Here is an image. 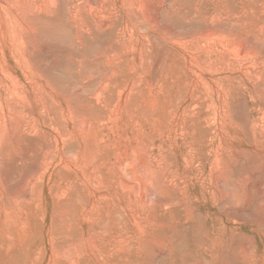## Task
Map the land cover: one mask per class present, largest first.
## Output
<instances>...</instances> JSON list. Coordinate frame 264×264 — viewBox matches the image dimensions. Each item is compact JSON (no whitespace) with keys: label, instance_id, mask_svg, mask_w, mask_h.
<instances>
[{"label":"rangeland","instance_id":"rangeland-1","mask_svg":"<svg viewBox=\"0 0 264 264\" xmlns=\"http://www.w3.org/2000/svg\"><path fill=\"white\" fill-rule=\"evenodd\" d=\"M0 228V264H264V0H0Z\"/></svg>","mask_w":264,"mask_h":264},{"label":"bare ground","instance_id":"bare-ground-1","mask_svg":"<svg viewBox=\"0 0 264 264\" xmlns=\"http://www.w3.org/2000/svg\"><path fill=\"white\" fill-rule=\"evenodd\" d=\"M60 5H61V3H60ZM62 8H63V7H62ZM108 75H109V74H108ZM17 204H18V203H17ZM5 205H6V204H5ZM24 205H25V204H24ZM24 205H23V206H24ZM84 206H85V205H84ZM13 208H14V207H13ZM20 208H21V207H20ZM85 208H86V207H85ZM85 208H84V209H85ZM22 209H23V207H22ZM91 210H92V209H91ZM99 210H100V209H99ZM9 211H10V210H9ZM22 211H23V210H22ZM93 211H94V209H93ZM4 212H5V211H4ZM4 214H5V213H4ZM78 214H79V213H78ZM14 215H15V214H14ZM25 215H26V214H25ZM25 215H24V217H25ZM5 216H6V214H5ZM11 216H13V215H11ZM14 217H15V216H14ZM14 217H13V218H14ZM16 217H17V216H16ZM24 217H23V218H24ZM26 217H27V215H26ZM28 217H29V216H28ZM19 218H20V217H19ZM21 219H22V218H21ZM25 219H26V218H25ZM27 219H28V218H27ZM4 220H5V219H4ZM7 220H8V218H7ZM15 220H16V219H14L13 221H15ZM23 220H24V219H23ZM76 220H77V219H76ZM76 220H74V221H76ZM1 221H2V220H1ZM17 221H18V220H17ZM24 221H25V220H24ZM7 224H8V222H7ZM17 224H18V222H17ZM28 224H29V223H28ZM18 226H19V225H18ZM24 227H25V226H24ZM76 227H77V226H76ZM8 228H9V227H8ZM26 228H27V227H26ZM26 228H25V229H26ZM0 229H1V228H0ZM13 229H14V228H13ZM25 229H24V230H25ZM35 229H36V228H35ZM75 229H76V228H75ZM77 229H78V228H77ZM6 230H7V229H6ZM28 230H29V229H28ZM78 230H79V229H78ZM78 230H77V231H78ZM77 231H76V232H77ZM88 232H89V231H88ZM88 232H87V233H88ZM8 233H9V232H8ZM15 233H16V232H15ZM72 233H73V232H72ZM9 234H10V233H9ZM11 234H12V233H11ZM17 235H18V234H17ZM19 235H20V234H19ZM20 236H21V235H20ZM37 236H39V235H37ZM59 236L61 237V235H59ZM4 237H5V236H4ZM18 237H19V236H18ZM28 237H30V236H28ZM33 237H36V236H33ZM33 237H32V239H33ZM53 237H54V236H53ZM62 237H63V236H62ZM120 237H121V236H120ZM39 238H40V236H39ZM3 239H4V238H3ZM61 239H62V238H61ZM25 240H26V239H25ZM29 240H30V239H29ZM35 240H37V239H35ZM40 240H41V239H40ZM59 240H60V239H59ZM5 241H6V240H5ZM33 241H34V240H33ZM42 241H43V240H42ZM6 242H7V241H6ZM37 242H38V241H37ZM53 242H54V241H53ZM8 243H9V242H8ZM24 244H25V243H24ZM24 244H22V245L24 246ZM28 244H29V242H28ZM61 244H62V242H61ZM1 245H2V243H1ZM9 245H10V244H9ZM29 245H30V244H29ZM29 245H28V246H29ZM36 245H37V244H36ZM95 245H96V244H95ZM1 247H2V246H1ZM5 248H6V247H5ZM10 248H13V247H10ZM10 248H9V249H10ZM14 248H15V247H14ZM28 249H29V248H28ZM32 249H33V246H32ZM35 249H36V248H35ZM0 250H1V248H0ZM2 250H3V249H2ZM12 251H13V249H12ZM12 251H11V252H12ZM93 251H94V250H93ZM32 252H33V251H32ZM75 252H76V251H75ZM98 252H99V251H98ZM7 253H8V252H7ZM16 253H18V251H17ZM4 254H5V253H4ZM4 254H3V255H4ZM31 254H32V253H31ZM75 254H76V253H75ZM77 254H78V253H77ZM10 255H11V254H10ZM69 255H70V254H69ZM14 256H15V255H14ZM1 257H2V256H1ZM4 257H6V256H4ZM19 257H20V256H19ZM24 257H25V256H24ZM59 257H60V256H59ZM59 257H58V258H59ZM71 257L74 258V256H71ZM76 257H77V256H76ZM78 257H79V256H78ZM78 257H77V258H78ZM15 258H16V257H15ZM68 258H69V256H68ZM97 258H98V257H97ZM5 259H6V258H5ZM5 259H4V260H5ZM18 259H19V258H18ZM28 259H29V258H28ZM78 259H79V258H78ZM13 260H14V259H13ZM22 260H26V258H25V259H22ZM69 260H70V259H69ZM73 260H74V259H73ZM17 261H18V260H17ZM64 261H65V260H64ZM25 262H26V261H25ZM3 263H4V262H3ZM33 263H34V261H33ZM68 263H69V262H68ZM73 263H74V262H73ZM73 263H72V264H73ZM76 263H77V262H76ZM16 264H17V263H16ZM24 264H25V263H24ZM95 264H96V263H95Z\"/></svg>","mask_w":264,"mask_h":264}]
</instances>
